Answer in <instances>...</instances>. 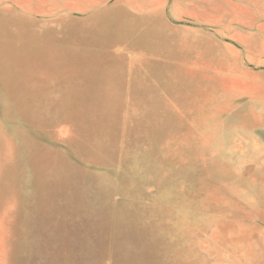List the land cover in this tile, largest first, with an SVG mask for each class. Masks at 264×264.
Returning a JSON list of instances; mask_svg holds the SVG:
<instances>
[{
  "label": "rangeland",
  "instance_id": "1",
  "mask_svg": "<svg viewBox=\"0 0 264 264\" xmlns=\"http://www.w3.org/2000/svg\"><path fill=\"white\" fill-rule=\"evenodd\" d=\"M216 1L0 0V264H264V0Z\"/></svg>",
  "mask_w": 264,
  "mask_h": 264
},
{
  "label": "crops",
  "instance_id": "2",
  "mask_svg": "<svg viewBox=\"0 0 264 264\" xmlns=\"http://www.w3.org/2000/svg\"><path fill=\"white\" fill-rule=\"evenodd\" d=\"M147 3V7H168L170 0H138ZM181 5L184 9H190L198 12V8L216 7L219 5L216 0H181ZM228 8V7H227Z\"/></svg>",
  "mask_w": 264,
  "mask_h": 264
}]
</instances>
